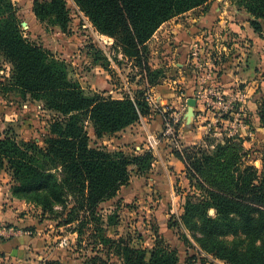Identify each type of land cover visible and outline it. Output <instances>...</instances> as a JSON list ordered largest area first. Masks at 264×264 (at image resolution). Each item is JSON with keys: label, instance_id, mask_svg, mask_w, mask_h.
I'll return each mask as SVG.
<instances>
[{"label": "rangeland", "instance_id": "rangeland-1", "mask_svg": "<svg viewBox=\"0 0 264 264\" xmlns=\"http://www.w3.org/2000/svg\"><path fill=\"white\" fill-rule=\"evenodd\" d=\"M15 2L19 8L25 35L32 42L50 50L57 59L64 61L70 76L79 81L88 94L99 93L117 99H123L125 96L143 97L149 103L152 112L161 111L162 107L155 109V106L151 105L154 90L159 84L166 85L165 81L169 79L179 80L181 75L186 76L187 68L192 74L191 63L197 62L198 67H194L195 74L199 77L194 92L189 90L190 88L189 91L180 89L182 85L180 81L178 83L172 81V86H167L169 90L174 89L179 94L182 91L192 92L190 98L196 99L194 115L190 122L187 117L189 99L174 108L175 110L179 108L178 111L182 113L179 126L181 134L179 140L183 146L181 150L191 146L193 151L197 152V157L202 158L215 157L218 150L224 148L225 153L230 147L228 149L230 158L236 157L239 162L257 168L259 173L262 171L264 85L258 82V88H254L253 93L247 83L226 88L219 81V63L228 62L230 58L234 62L239 56L241 60L238 59L237 63L239 60L240 63H245L243 57L247 59L248 55L256 56L258 74L263 77L261 69L264 68L262 65L264 33L261 35L258 33V51H251V42L254 40L249 39V35L242 36L246 39L240 40L242 45L235 42L231 29L223 33L222 37L215 38L206 33L197 39L191 35L192 31L187 33V30L192 26L193 19H199L206 12H210V6L207 4L193 8L167 21L170 23L165 22L166 25L160 27L158 33L148 42V66L154 70L148 73L146 69L142 71L135 58L115 47V39L100 32L75 0H66L69 21L65 29L53 23L51 19L37 18L32 12L34 0ZM236 2L237 0H222L221 13L238 20V23L249 21L248 14L239 11ZM212 12L220 13L216 10ZM177 25L183 26L182 45L180 37L172 31ZM244 28L248 30L251 27L248 23ZM236 43H239V46H235ZM219 44L234 50L231 53H224L225 50L221 46L220 50L216 49ZM178 46H182L181 52L177 51ZM238 47H242V53L237 54ZM196 54L198 55L195 58ZM183 62L185 70L177 65ZM9 71V65L4 64L0 76L6 77ZM185 87L187 84L183 86ZM165 88L162 89L168 90ZM216 92L223 94L225 98L223 102H218ZM243 94L245 98L240 101ZM250 97L255 99L252 100L255 103L253 108L248 106ZM0 105L6 106L5 110L0 109V134L7 132L20 142L35 138L38 144H43L42 138L47 134L55 112L45 109L40 101L23 102L12 94L0 96ZM225 106L233 108L231 110L222 108ZM153 120V115H147L119 134L101 139L96 138L92 124L87 125L93 146L104 147L110 152L123 151L129 157L146 152L153 155L149 162L150 167L139 169L132 165L129 184L123 186L117 196L98 207L101 231L113 239H127L133 247L146 249L148 252L155 246L157 239H162L177 249L178 264H229L203 250L182 222L188 195L201 192V186L198 179L187 171L184 163L182 169L165 160L168 156L167 160L170 161L169 156L176 157L175 153L179 151L171 143L162 146L164 148L162 158L158 155L155 157L153 150L159 145L160 140L163 141L164 134L163 130L160 132L154 130ZM186 124L191 125V132H199L200 138L193 139L192 133L187 134ZM183 130L187 134L186 139L183 138ZM218 156H222L221 152ZM215 170L211 165L206 175L209 176ZM10 191L13 195L12 180ZM19 200L24 205L23 211L19 213L25 221L4 224L12 227L15 234L11 235H18L20 240L15 244L16 253L10 254L8 260H14L10 264H89L96 254L109 257L115 264L120 263L116 250L113 249L115 247L109 249V246L97 240V231L95 233L90 225L86 226L80 236L74 231L78 228L76 224L60 226L59 221L43 213L41 206L25 199Z\"/></svg>", "mask_w": 264, "mask_h": 264}, {"label": "trees", "instance_id": "trees-1", "mask_svg": "<svg viewBox=\"0 0 264 264\" xmlns=\"http://www.w3.org/2000/svg\"><path fill=\"white\" fill-rule=\"evenodd\" d=\"M209 1L75 0L96 28L113 37L115 47L135 58L148 73L154 72L148 66V42L156 31L175 16ZM236 5L248 14L251 27L263 34L264 0H237ZM32 12L41 20L67 27L66 0H34ZM0 61V70L4 64L10 68L6 77L0 76L1 97L12 94L23 102L40 101L55 112L42 145L35 138L20 142L7 132L0 134V169L12 177L13 196L41 206L60 226L76 224L74 231L80 236L90 225L97 231V240L109 249L115 247L119 264H178L177 249L162 239L148 252L101 231L98 207L129 184L132 165L150 167L153 155L129 157L123 151L93 146L87 130L91 123L96 138L101 139L147 115L159 118L163 130L162 112H152L143 97L88 94L70 76L64 61L25 35L15 0H0ZM228 149L202 158L191 146L176 151L202 190L188 195L182 222L200 247L215 257L229 264H264V158L259 173L254 166L230 158ZM211 165L216 170L207 176ZM89 264L115 263L96 254Z\"/></svg>", "mask_w": 264, "mask_h": 264}, {"label": "crops", "instance_id": "crops-1", "mask_svg": "<svg viewBox=\"0 0 264 264\" xmlns=\"http://www.w3.org/2000/svg\"><path fill=\"white\" fill-rule=\"evenodd\" d=\"M208 4L210 6V9H209L210 12L209 13L206 12V14L203 15V17H200L199 19H193L192 20L193 24L187 30V33H191V31H192L191 35L195 36L197 39H199L200 37L203 36V34H206V33H209L210 36H214L215 38H217V37H222L223 33L225 34L227 32V30L231 29V31H233V33H234L233 35L235 36L233 38L235 40V42H240V40H242V38H243L242 37L243 35L245 37L249 35L248 36L249 39L254 40L253 43L251 42V51H258V43H259L258 42V36L259 35L251 27L250 22L248 20L246 22H239L238 23V20H235L234 18L232 19L228 15L221 13L222 7H220V6L222 5V0H210ZM213 10H216L220 13H217V14L213 13L212 12ZM167 23H170V22H167ZM248 23H249L251 28H249L247 30L244 27L247 26ZM164 25H166V23L163 24L161 26V28ZM161 28H159V30ZM224 28H227V29L224 31L223 30ZM158 31L156 33H158ZM172 31L174 34H177L180 37L179 41L181 42V45H182V43L184 41L183 26L177 25V27L173 28ZM233 35H230V37H232ZM219 40L220 39L218 38V41ZM243 40H246V39L243 38ZM222 41H224V36H223ZM263 43H264V40H263ZM240 44H241V42H240ZM219 46H221L225 50L224 53H231L234 50V48L232 49L231 47L227 48L224 44L223 45L222 44L217 45L216 49L220 50L221 48ZM235 46H239V43H236ZM238 48L240 50H238ZM238 48H237V54L242 53V47H238ZM181 49H182V46L177 47V51L181 52ZM231 49H232V51H231ZM214 50H215V48H214ZM249 56L250 55H248L247 59L243 57V60L246 61L245 63H240V60H241L239 58L240 56L238 58H236L234 62L230 58V60L228 62H225L223 64L219 63V65H220L219 66V68H220V70H219V81H220L221 85H223L226 88H230V87L237 85V84H240V83H247V85L251 88L252 93L254 92V88H258V84H257L258 82H261V84L263 83V85H264V82H263L264 76L262 77V75L259 76V74H258L259 72H258V68H257V64H256V56H250V57ZM218 58H214V59L217 60ZM238 59H240L239 63H237ZM177 65L181 66L182 69L185 70V68H184L185 63L184 62L181 64L177 63ZM262 65H264V54L262 56ZM194 66L198 67V63L195 61L191 63V67L193 69V70H191L192 74L189 72V70L187 68L185 70L186 76L181 75V79H179V80L169 79V80L165 81L166 85H162V84L160 85L159 84L158 85L159 87H157L154 90V94L152 95L153 101L155 100L158 103V105L160 107H162V109L165 110L168 108H176L183 101L186 102L187 99H190V95L192 94V92L195 91V89L197 87L196 82L198 81V77H199L197 74H195L196 68ZM261 72H262V74L264 73V68L261 69ZM259 78L261 81H259ZM172 81L174 83H178V81H180L182 83L180 89H185L187 91L191 90L192 92L189 93V92L182 91L181 94H179V93L175 92L174 89L169 90V88H167V86L168 87H169V85L172 86ZM186 84H187V87L183 88V86H185ZM165 86H166V88H165ZM162 88H165L168 90H164ZM188 88H190V89L188 90ZM250 98L251 99L248 101V106L253 108L255 103H253L252 100L254 101L255 99H253V97H250ZM177 110H179V108H177ZM152 122H153L154 130L157 132H160L161 131L160 119L156 118ZM185 131L187 132V134L192 133L194 135V136H192L193 139L200 138L199 132H193V131L191 132V125H187ZM186 132H184V130L182 131L184 139H186L185 138V136L187 135ZM119 133L120 132H118L117 134H119ZM166 143H170V141L168 140L167 137H163V141L162 140L159 141V145L153 150L155 157H157V155L159 156V158L163 157L164 148L162 146L166 145ZM166 152L167 151H165V154H166ZM167 157L168 156L165 157V160L167 162L173 163V164L177 165L179 168L184 167V164L180 159H178L174 156H172V157L169 156L171 159L169 161V159L167 160ZM155 161L157 162V160H155ZM11 180L12 179H11L10 174L4 169H0V224L1 225H4V224L9 223V222L12 223V222H19V221L23 222V221H25L24 217H22L20 214L21 211H23V209H24V205L22 204L21 200L13 197V195L11 194V191H10ZM25 216H28V215H25ZM16 234H18V233H16ZM17 241H20L18 235H16V236L9 235V236H4L3 238H0V264H10L12 261H14V260L9 261L8 259H10V254L11 255L13 254L14 249H15V244H17Z\"/></svg>", "mask_w": 264, "mask_h": 264}, {"label": "built area", "instance_id": "built-area-1", "mask_svg": "<svg viewBox=\"0 0 264 264\" xmlns=\"http://www.w3.org/2000/svg\"><path fill=\"white\" fill-rule=\"evenodd\" d=\"M198 54L195 55V58L197 57ZM216 95L218 97V102L221 103L224 101V96L221 92H219V94ZM245 98V94H243V96L240 97V101H243ZM231 99V97H230ZM149 100V99H148ZM150 101V100H149ZM151 105L155 106V109H158L160 106H158V103L154 100L153 98L151 99ZM211 106V104H209ZM224 109H232L233 107L231 106H225L222 107ZM161 112L163 114V118H164V128L162 133L164 134V137H167L168 140L170 141V143L177 149L181 150V148L183 147L182 141L179 140V138H181V134L179 126L181 124V120H182V113L178 110H175L174 108H168V109H161ZM241 113V111H240ZM180 135V137H179ZM11 234H15V230L12 227H7L6 225H1L0 224V237H4V236H9Z\"/></svg>", "mask_w": 264, "mask_h": 264}, {"label": "water", "instance_id": "water-1", "mask_svg": "<svg viewBox=\"0 0 264 264\" xmlns=\"http://www.w3.org/2000/svg\"><path fill=\"white\" fill-rule=\"evenodd\" d=\"M188 103L190 105L189 109H188V113H187V117H188V122H190L191 118L193 117L194 115V107L196 105V99L195 98H190L188 100ZM17 250H14L13 254L16 253Z\"/></svg>", "mask_w": 264, "mask_h": 264}]
</instances>
